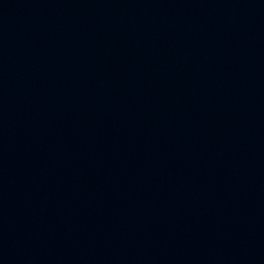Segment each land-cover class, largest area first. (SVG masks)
I'll return each instance as SVG.
<instances>
[{
	"label": "water",
	"instance_id": "95a60500",
	"mask_svg": "<svg viewBox=\"0 0 264 264\" xmlns=\"http://www.w3.org/2000/svg\"><path fill=\"white\" fill-rule=\"evenodd\" d=\"M0 264H264V0H0Z\"/></svg>",
	"mask_w": 264,
	"mask_h": 264
}]
</instances>
